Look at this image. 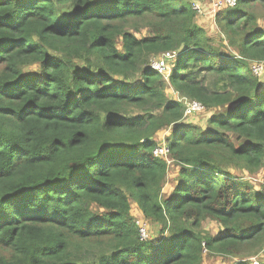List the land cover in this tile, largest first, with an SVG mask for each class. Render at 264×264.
<instances>
[{
  "label": "trees",
  "instance_id": "trees-1",
  "mask_svg": "<svg viewBox=\"0 0 264 264\" xmlns=\"http://www.w3.org/2000/svg\"><path fill=\"white\" fill-rule=\"evenodd\" d=\"M258 9L216 14L226 51L188 0H0V264H264V188L236 173L264 168ZM166 52L164 80L150 58ZM167 83L212 112L205 129Z\"/></svg>",
  "mask_w": 264,
  "mask_h": 264
},
{
  "label": "rangeland",
  "instance_id": "rangeland-1",
  "mask_svg": "<svg viewBox=\"0 0 264 264\" xmlns=\"http://www.w3.org/2000/svg\"><path fill=\"white\" fill-rule=\"evenodd\" d=\"M192 5L196 4L198 7L201 9V12L197 14L196 22L203 27L207 35L211 37V41L214 43V45L223 50H230L231 48L226 44V39L224 35L221 33L220 28L218 26V23L215 19L216 14L224 9V6H215L212 2L209 0H188ZM258 12L261 15H264V10L258 9ZM228 54V53H227ZM231 54V53H230ZM158 58V56H152L150 58L151 64L154 63V61ZM174 58L173 57H165L163 59L165 66L168 68L169 66L172 67V62ZM263 66V71L261 73H255L256 76L258 77L260 84H264V63H262ZM170 67V69H171ZM33 68V69H32ZM30 69L34 70V67ZM29 69V68H27ZM164 80H166L164 78ZM166 82V81H165ZM166 94L169 98L171 99H179L180 101L184 102V98L180 97L173 89L166 84ZM137 113V112H135ZM212 114V112L205 113L201 112L200 110H185V115L184 118L182 119V122L184 123H190L194 124L202 129L206 128V121L209 115ZM170 129L165 128L161 129L156 133V138L160 142H164L165 137L169 134ZM236 136L232 134V138L235 142V144H239V139L235 138ZM159 146H165V144H161ZM177 167L171 161L168 162V173H167V181L166 184L164 185L162 189V194H167L169 192L170 186L173 182V179L176 175ZM262 169V170H261ZM238 178H241V180L246 181L249 183L251 186H253L255 189H262L264 188V170L263 168H260L259 170L253 172V173H248L246 171H238L236 172ZM132 215L135 217V220L139 221L141 224L145 226V231L146 235L148 233L149 237L151 238H158L159 236V226L156 224H150L149 222L145 221L144 218L137 213V210L133 207L132 208ZM201 229L204 232H209L211 234H216L220 230V226L214 222V221H209L205 220L202 223ZM158 236V237H157ZM262 254H256L253 257L249 258L250 263L252 264H263L262 263ZM236 262V259L234 258H218L210 255H206L203 257L202 264H233Z\"/></svg>",
  "mask_w": 264,
  "mask_h": 264
},
{
  "label": "built area",
  "instance_id": "built-area-1",
  "mask_svg": "<svg viewBox=\"0 0 264 264\" xmlns=\"http://www.w3.org/2000/svg\"><path fill=\"white\" fill-rule=\"evenodd\" d=\"M209 1L212 2L215 6H222V7L224 6V7L231 8L236 5V0H209ZM192 8L196 11L197 14L201 12V9L196 4H193ZM165 57L174 58L175 54L170 53V52L162 53L158 58H156L154 63L151 64V60H150V67L154 69L157 73H160L165 79H167L171 66H169L168 68L165 66L166 61L165 63L163 61ZM252 70L254 74L261 73L263 71L262 63H254L252 65ZM182 98H184L183 103L186 106V110H200L201 111L203 109V105L201 103L194 101V100H188L185 97H182ZM153 153L154 155L165 156L168 153V149L166 148V146H158L154 149ZM137 224L140 227L141 238L145 239L147 237L145 226L141 224L138 220H137Z\"/></svg>",
  "mask_w": 264,
  "mask_h": 264
}]
</instances>
